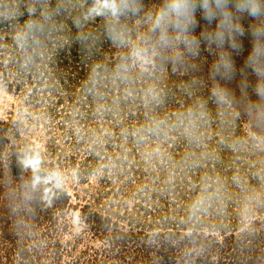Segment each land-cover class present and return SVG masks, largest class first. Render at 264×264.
Masks as SVG:
<instances>
[{
  "label": "rangeland",
  "instance_id": "1",
  "mask_svg": "<svg viewBox=\"0 0 264 264\" xmlns=\"http://www.w3.org/2000/svg\"><path fill=\"white\" fill-rule=\"evenodd\" d=\"M261 119L264 0H0V264H264Z\"/></svg>",
  "mask_w": 264,
  "mask_h": 264
},
{
  "label": "trees",
  "instance_id": "2",
  "mask_svg": "<svg viewBox=\"0 0 264 264\" xmlns=\"http://www.w3.org/2000/svg\"><path fill=\"white\" fill-rule=\"evenodd\" d=\"M229 90H231L232 91V89L230 88V89H228V90H226L227 92H231V91H229ZM234 106H237V104H235ZM258 121V123H262L264 120L263 119H261V120H257ZM260 126V125H259ZM255 127H257L258 128V125L257 124H255L254 125V128ZM256 130V129H255Z\"/></svg>",
  "mask_w": 264,
  "mask_h": 264
}]
</instances>
